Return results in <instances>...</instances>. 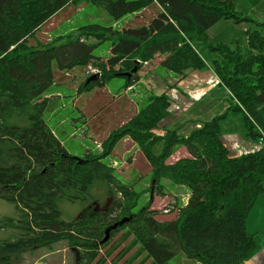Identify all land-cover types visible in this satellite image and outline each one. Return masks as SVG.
I'll return each instance as SVG.
<instances>
[{"label":"trees","instance_id":"1","mask_svg":"<svg viewBox=\"0 0 264 264\" xmlns=\"http://www.w3.org/2000/svg\"><path fill=\"white\" fill-rule=\"evenodd\" d=\"M71 1L0 0V199L17 208V216L0 218V228L13 231L0 238V264H21L26 252L60 242L73 249V264H142L135 258L143 251L153 264H175L172 259L181 253L202 264H243L259 248L247 221L264 190V148L232 155L222 138L226 114L202 123L188 136L174 129L157 134L171 105L163 93L111 131L102 141L103 151L86 149L77 155L48 122L46 114L57 102L43 93L55 82L54 63L66 72L92 65L100 70L95 84L122 78L130 86L141 79V65L132 75L124 74L136 59L148 63L165 55L163 67L185 74L188 68L206 66L194 43L208 42L215 53L211 66L243 107L231 99L229 110L243 111L248 135L257 137L252 118L264 110V18L242 14L237 9L240 0H155L159 12L140 26L95 22L62 40L31 44L36 30ZM88 1L104 8L117 25L155 3ZM222 18L254 26L241 39L213 44L208 30ZM107 41L111 49L104 59L96 50ZM87 80L78 91L91 86L93 80ZM127 134L151 165L152 195L141 207L143 191L124 183L107 160ZM157 143H162L159 153ZM177 145L188 155L168 162ZM165 178L187 187L189 197L185 205L176 202L175 217L159 219L152 198L165 194ZM100 188L116 194L111 208L103 211L90 204L76 218H62L61 200L93 202ZM122 219L126 221L111 228L104 240L106 229Z\"/></svg>","mask_w":264,"mask_h":264},{"label":"rangeland","instance_id":"2","mask_svg":"<svg viewBox=\"0 0 264 264\" xmlns=\"http://www.w3.org/2000/svg\"><path fill=\"white\" fill-rule=\"evenodd\" d=\"M152 1L155 3H152L142 12L128 15L117 25V22L109 17L104 8L94 6L88 0H73L44 22L30 37V43L33 45L38 42L49 43L57 37H60L62 40L63 36L70 35L74 30L78 32L80 26L90 25L95 22L102 24L113 23L117 27L140 26L143 23H148V21L160 10L157 2L155 0ZM237 9L242 14L251 16L257 20H262L264 18V0H240ZM253 26V22H236L233 19L222 18L210 31L208 30V37L213 44L231 43L243 38L246 29ZM194 45L195 48L197 47L196 49L205 61L206 66H208L207 64H210L212 59L215 58L214 52L209 48L210 44L208 42L196 41ZM110 49L111 43L107 41L101 48L96 50V54L105 59L110 55ZM164 57L165 55L159 54L148 63L136 59L134 67L124 74L127 77L132 75V73L138 69V66L141 65L142 68L140 73L143 74V76L149 73L163 75L165 72L170 71L161 64ZM53 69L55 73V82L43 93V95L56 100L57 106L46 114V118L65 146L77 155H82L86 149H92L97 153L103 151L102 141L108 137L110 132L128 123L148 100L157 96L155 93H148L143 96L142 93L146 91L143 86L129 89V86H126V81L122 78H111L104 85L95 84L94 81L97 79H94L89 88H85L80 92L78 91L79 84L86 78H88L87 81L89 82L90 77L95 73L92 67L77 65L66 72L60 70L56 63H54ZM173 74L174 76H178L177 79H179V77L182 78L188 73L185 71V74L176 72ZM149 78L151 83L157 80L154 76ZM164 79L167 83L174 84L172 77ZM217 81H215V83ZM135 87H137V85ZM153 89L159 92L161 90V84ZM201 90L202 92H206L208 90V85L205 83L204 86H201ZM224 91L226 90L219 86L214 92L207 95L204 100L196 102H192L196 100V97L183 95L179 91L175 98L174 107L169 114L163 118V121L170 124L168 128L171 130H177L181 137L188 136L197 127L196 123L202 124L219 116L217 113H210L206 119L200 118V121L191 118L194 112L203 109L201 106L209 108L214 105V112H217L218 104L216 101L219 96L225 93L227 97V92ZM175 92L177 93L178 91ZM229 94L234 105L242 107L239 100L230 90ZM212 97L213 101L211 100ZM185 99H189V101L186 102ZM220 104H222L223 107L227 106L223 100ZM226 110L229 111V109ZM235 113L236 114L230 112L229 116L238 115L243 122V113ZM226 116L227 114L222 119L221 124H223ZM260 117L264 118V110L260 114L259 118ZM253 119L254 118H252V120ZM255 128L257 129V127ZM260 128L264 130V128ZM241 130L247 135L245 123L241 125ZM156 131L158 134L159 128ZM125 136L130 137L128 134ZM121 139L117 142L112 154L107 160L115 167L116 173L124 183H132L137 190L143 191L139 199V207H141L150 201L152 195V189H150L152 187L151 165L143 152L140 151L139 146L134 149L132 148L135 141L131 137V140L121 141ZM161 148L162 143H157L156 152L159 153ZM186 155H188L186 148L177 145L175 151L167 161L174 162L178 158ZM163 182L165 183V194L155 195L152 198L151 208L160 210L161 213L158 215L159 219H169L175 217L178 213L175 210L164 212L162 209L163 213L161 208L173 198H175L174 200L177 202V205L185 204L188 190L170 182L167 178L163 179ZM96 194L97 197L93 202L61 200L60 209L62 218L65 220L76 218L90 204H94L99 210H107L114 205L117 199L116 194L108 192L106 188H100L99 191H96ZM5 216H17V208L15 203L0 199V218ZM122 220H120V222ZM125 221L126 220H124V222ZM248 222V231L254 233L258 242H262L261 238H264V193L260 196V200L256 202L254 208L250 212ZM12 233L13 231L11 229L0 228V238H7L11 236ZM129 240L130 238L127 240V243ZM136 246L137 243L135 242L133 248L137 249ZM72 251L73 249L66 242H60L52 248L45 247L32 252H26L21 264H73L75 258L73 257ZM132 251L131 249L129 253ZM125 255L126 254H124V256ZM145 255L143 251L135 260H142V264H153L151 262L152 260L146 258ZM171 262L175 264H202L195 259L187 258L183 253L176 256Z\"/></svg>","mask_w":264,"mask_h":264},{"label":"crops","instance_id":"3","mask_svg":"<svg viewBox=\"0 0 264 264\" xmlns=\"http://www.w3.org/2000/svg\"><path fill=\"white\" fill-rule=\"evenodd\" d=\"M217 23H219V22H217ZM212 27L209 29V31L212 29ZM207 65L208 66H205L203 68H188L186 70L188 74H185L186 76H184L182 78L179 77V79H177L178 76H174V74H173L174 72H172V71H167L164 74L161 72L163 75L149 73V74H145L143 76V74H141V76H142L141 79L138 82L129 86L128 88L133 89V88H140V86H143L146 89V91L142 93L143 96L148 94V93L149 94L155 93V95H159L163 92H166V94L171 99V106H170V110H169V112H170L172 110V108L174 107L175 98L178 95L179 91L183 95L185 94V95H190L191 97H196L195 98L196 100L192 101V102H196V101L204 100V98L207 95L214 92L216 90V88H218L219 86L223 87L224 90H226L224 92H227V97H226L225 93L219 96L218 100L216 101L218 104L217 105L218 106L217 112H214L215 111L214 105L210 106L209 108H207L206 106H201V107H203V109L198 111V112H194V114L191 118H195L196 120L200 121L199 120L200 118L206 119L208 117V115H210V113H217L218 115H223V113H226L227 116H226L225 120L223 121V124H221L222 133H223L222 138H223L224 144L228 147V149L230 150L232 155H242V154L257 150L259 147L258 143H257V137H253L251 135H248V132H247V135H245L241 130V125H243L245 123V114L243 113V111H236V110L227 111L226 110V109H229V107L232 103V101L230 99L229 90L227 89V87L222 85L219 77L217 76V73L215 72V70L211 66V62H210V64H207ZM153 76L156 77L157 80L155 82L151 83L149 77H153ZM170 77H172V79L174 80V84H169L164 79V78H170ZM215 81H217V82L215 83ZM205 83L208 85V90L206 92H202L201 86H204ZM159 84H161V90L158 92V91H155V89H153V88L158 87ZM136 85H137V87H135ZM175 91H178V92L176 93ZM211 100L213 101V97ZM222 100L226 103V105H227L226 107H223V105L220 104V102ZM185 101L188 102L189 99H185ZM230 112H233V114H236L235 112H242L244 115V121L242 122L241 118L238 115H230L229 116ZM261 113H259V115L253 119L255 127H257V128L258 127L264 128V118H261V117L259 118ZM221 122H222V120H221ZM198 124H200V123H198ZM169 125H170L169 123H165V121L162 120L161 124L159 126L158 134H161V135L164 134L166 132V129L167 130L170 129V128H168ZM124 140H131V139L129 136H125L121 139V141H124ZM135 147H138L136 142L134 143V145H132L133 149ZM180 186L182 188H186L188 190L187 187H185L183 185H180ZM263 193H264V190L261 193V195ZM188 195H189V191H187L186 201L188 200ZM261 195L258 196L256 202L258 200H260ZM256 202H255V204H256ZM255 204H254V206H255ZM254 206H253V208H254ZM249 215H250V213H249ZM248 218H249V216H248ZM248 223L249 222L247 221V224ZM261 241L262 242H259V248L249 258H247L243 264H264V238H261Z\"/></svg>","mask_w":264,"mask_h":264},{"label":"built area","instance_id":"4","mask_svg":"<svg viewBox=\"0 0 264 264\" xmlns=\"http://www.w3.org/2000/svg\"><path fill=\"white\" fill-rule=\"evenodd\" d=\"M89 66L93 68V71H95V73L100 74V70L98 68H95L92 65H89ZM200 126L201 125L199 124L198 127H200ZM258 146L264 148V130H262L261 128L258 129ZM175 208H178L177 205H176V201L175 200H170L166 204L163 205L161 210L163 209L164 212H169V211H172Z\"/></svg>","mask_w":264,"mask_h":264},{"label":"water","instance_id":"5","mask_svg":"<svg viewBox=\"0 0 264 264\" xmlns=\"http://www.w3.org/2000/svg\"><path fill=\"white\" fill-rule=\"evenodd\" d=\"M99 78V74H94L93 76L90 77L89 80H94V79H98ZM124 222V220H122L121 222H117L115 223L113 226L111 227H108L106 229V236L104 237V240L108 239L109 238V231L111 230V228H116L117 226H119L120 224H122Z\"/></svg>","mask_w":264,"mask_h":264}]
</instances>
